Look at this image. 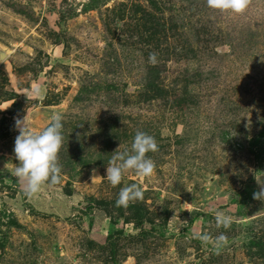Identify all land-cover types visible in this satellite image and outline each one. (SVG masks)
Masks as SVG:
<instances>
[{
	"label": "rangeland",
	"instance_id": "374dc122",
	"mask_svg": "<svg viewBox=\"0 0 264 264\" xmlns=\"http://www.w3.org/2000/svg\"><path fill=\"white\" fill-rule=\"evenodd\" d=\"M27 112L34 131L62 114L64 136L61 182L31 199L13 175ZM137 130L155 137L156 170L113 187L107 162ZM256 174L264 0L243 14L206 0H0V264H264ZM133 183L143 199L117 207ZM196 232L228 244L217 253Z\"/></svg>",
	"mask_w": 264,
	"mask_h": 264
},
{
	"label": "clouds",
	"instance_id": "9594fccd",
	"mask_svg": "<svg viewBox=\"0 0 264 264\" xmlns=\"http://www.w3.org/2000/svg\"><path fill=\"white\" fill-rule=\"evenodd\" d=\"M207 6L221 13L231 12L243 14L251 5L252 0H206ZM156 53L149 54V62L156 59ZM40 89H36L37 95ZM28 100L31 95L25 93ZM63 116L60 113H53L49 125L42 131H34L29 127L28 112L23 118H16L15 127L19 135L15 138L14 153L15 163L13 175L20 182L24 195L31 199L38 194L45 183L56 185L62 180V165L59 162V153L63 147ZM112 153L107 162L106 178L115 187L121 184L125 174L134 170L139 177H151L155 170L154 160L148 156L149 152L158 151L155 137L147 132L137 130L130 149L119 150ZM96 170L93 169V179ZM258 190L253 193V199L264 201V180L258 179L256 174ZM190 191V190H188ZM191 192V191H190ZM144 189L142 185L133 183L122 187L116 200L117 207L127 208L130 203L142 200ZM214 219L217 228L228 229L233 218L223 211H215ZM187 225V221H184ZM194 238L203 244L211 243L214 249L219 251L227 246L228 237L224 233L213 237L209 233H193Z\"/></svg>",
	"mask_w": 264,
	"mask_h": 264
},
{
	"label": "trees",
	"instance_id": "16d2710c",
	"mask_svg": "<svg viewBox=\"0 0 264 264\" xmlns=\"http://www.w3.org/2000/svg\"><path fill=\"white\" fill-rule=\"evenodd\" d=\"M9 177V176H8Z\"/></svg>",
	"mask_w": 264,
	"mask_h": 264
}]
</instances>
